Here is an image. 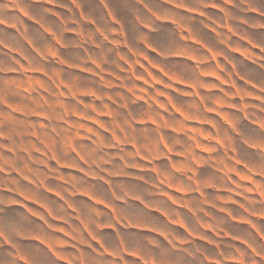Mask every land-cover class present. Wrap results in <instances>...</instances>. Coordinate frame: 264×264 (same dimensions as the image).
Listing matches in <instances>:
<instances>
[{"label":"rangeland","instance_id":"obj_1","mask_svg":"<svg viewBox=\"0 0 264 264\" xmlns=\"http://www.w3.org/2000/svg\"><path fill=\"white\" fill-rule=\"evenodd\" d=\"M85 2L57 12L70 26L84 22L86 41L117 46L86 42L85 58L74 41L52 55L25 52L19 70L30 78L20 83L30 97L21 98L37 110L16 113L20 135L43 147L67 136L95 154L106 200L110 185L123 199L119 231L157 228L145 204L174 221L159 227L175 244L160 249L165 264H264V33L259 57L231 51L217 63L190 40L220 28L216 12L194 15L178 0ZM45 162L16 166L27 174Z\"/></svg>","mask_w":264,"mask_h":264},{"label":"crops","instance_id":"obj_2","mask_svg":"<svg viewBox=\"0 0 264 264\" xmlns=\"http://www.w3.org/2000/svg\"><path fill=\"white\" fill-rule=\"evenodd\" d=\"M70 1L72 7L85 10L86 0ZM96 1L100 4L106 0ZM67 4L68 0H0V264H165L160 249L175 244L173 234L159 227L174 221L145 204L157 228L119 231L118 224L123 221L117 214V201L123 199L117 198L110 185L106 200L101 191L105 179L95 154L86 157L80 143L67 136L50 141L59 147H43L36 135H20L21 120L16 119V113L37 110L21 98L30 97L22 93L20 83L22 75L25 80L30 78L19 70L25 52L32 48L38 55L47 56L54 47H67L70 41L82 47L79 49L85 48L86 42L100 48L107 41L98 35L86 41L84 22L75 26L65 22L57 11L68 8ZM174 5L194 15L211 10L223 17L220 28L209 29L214 33L199 34L208 32L200 30L197 34L196 30V37L190 35V40L208 49L211 60L218 63L231 51L259 57L262 43L256 34L264 33V0H178ZM91 26L104 32L96 22ZM113 27L108 31L115 32ZM107 42L116 48L114 40ZM81 55L85 58L84 49ZM22 159L46 162L40 163L42 169L30 168L25 174L16 166ZM13 212L16 220L6 223ZM134 235L147 242L134 243ZM183 236L188 239L185 233Z\"/></svg>","mask_w":264,"mask_h":264}]
</instances>
